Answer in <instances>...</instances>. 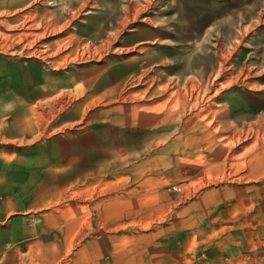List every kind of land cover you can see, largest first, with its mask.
Wrapping results in <instances>:
<instances>
[{"label":"rangeland","instance_id":"rangeland-1","mask_svg":"<svg viewBox=\"0 0 264 264\" xmlns=\"http://www.w3.org/2000/svg\"><path fill=\"white\" fill-rule=\"evenodd\" d=\"M5 2V233L41 264H69L80 246L150 247L165 264L263 262L264 0ZM27 22L46 26V43L77 39L74 63L2 53L25 43L6 27ZM183 78L201 79L194 92L214 80L211 109L228 127L169 98Z\"/></svg>","mask_w":264,"mask_h":264},{"label":"crops","instance_id":"crops-1","mask_svg":"<svg viewBox=\"0 0 264 264\" xmlns=\"http://www.w3.org/2000/svg\"><path fill=\"white\" fill-rule=\"evenodd\" d=\"M5 0H0L1 5H5ZM11 3V2H10ZM3 17V20H7L5 17V10L0 12V17ZM25 24H28L25 23ZM6 30H18L24 32L25 34V43L18 50H6L5 47L1 48L2 53H6L10 56H16V60L24 57L26 62L33 63L39 66L48 65L53 66L54 62L50 60V57L56 54H59L61 59L65 62L74 63V54L76 52L77 45L79 44L78 40L75 38L68 39L67 37L59 38L53 41H45L46 26L39 23H32L28 25L20 24L18 26L6 27ZM33 32V33H32ZM22 33H19V35ZM63 41H66L63 43ZM72 41V43H71ZM35 42V45H31ZM54 50V51H53ZM67 64V63H66ZM146 76V75H145ZM143 80V79H142ZM201 79H188L183 78L180 81L174 80L170 85V94L169 98L174 100H181V108L184 106L189 107L194 110L192 113L197 117L201 122H205L206 125L216 131L228 127V123L224 117L222 110L211 109V106L221 104H215V95L210 94L209 91L212 90L214 80L207 79L206 84H204V89L202 91L192 90V87H200ZM145 81V78H144ZM141 83V80H139ZM156 83L152 78L146 80L144 90H151ZM203 85V84H202ZM169 89V90H170ZM207 90L204 91V90ZM48 92H44L43 95L46 96ZM29 108V107H28ZM229 135L228 138H230ZM226 139V138H225ZM45 192L42 196H50V188H45ZM5 238H11L12 240L18 239L16 233H5V167H0V264H41V256L39 251L36 248H33L25 243H19V240L16 243L9 247H5ZM72 256L70 258L69 264H165L164 257L161 255H155L156 253L153 248L147 247H114L103 251H93L90 252L84 246L77 247L74 251L71 252ZM103 254H107L104 257L105 261L101 262ZM262 258L264 256V249H262ZM51 258V257H48ZM55 258V257H54ZM261 258V259H262ZM103 259V258H102ZM258 261L255 264H264ZM94 262V263H91ZM231 264H252L249 261L247 255H243L240 261H234Z\"/></svg>","mask_w":264,"mask_h":264},{"label":"built area","instance_id":"built-area-1","mask_svg":"<svg viewBox=\"0 0 264 264\" xmlns=\"http://www.w3.org/2000/svg\"><path fill=\"white\" fill-rule=\"evenodd\" d=\"M172 188H174V187H172Z\"/></svg>","mask_w":264,"mask_h":264}]
</instances>
